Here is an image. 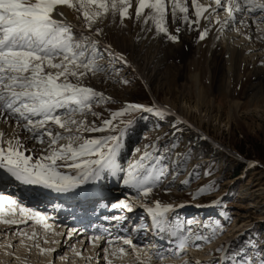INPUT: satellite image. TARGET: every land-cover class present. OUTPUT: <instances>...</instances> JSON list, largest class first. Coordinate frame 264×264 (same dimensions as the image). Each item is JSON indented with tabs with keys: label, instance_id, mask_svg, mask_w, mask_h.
Masks as SVG:
<instances>
[{
	"label": "snow or ice",
	"instance_id": "snow-or-ice-1",
	"mask_svg": "<svg viewBox=\"0 0 264 264\" xmlns=\"http://www.w3.org/2000/svg\"><path fill=\"white\" fill-rule=\"evenodd\" d=\"M61 6L73 11L78 24L67 20ZM169 17L171 24L176 25L174 33L169 31ZM109 20H118L121 26L132 20L142 24V31L154 28L156 34H163L173 43L179 40L180 25L197 31L200 41L208 36L209 25H219L218 32L234 30L248 39L252 37L247 32L255 25L259 38L264 40V0H0V123L12 128L11 133L0 129V179L7 177L23 185L67 194L96 184L105 175L123 173V185L135 191V199L142 198L139 207L151 217L152 227L171 231L183 251L188 240L185 229L176 226L173 231L166 215L173 206L158 200L153 206L147 204L150 194L162 183L161 177L168 172L162 155L154 154L156 144L145 145L143 153L127 168L116 160L122 136L133 124L136 113H154L160 119L173 114L155 104L126 102L104 117L95 108L111 103V98L86 84L102 73L106 80L114 79L111 71L99 63L103 54L98 51L97 38L104 35V29L97 25ZM201 20L205 21L202 28ZM106 49L115 61L127 64L122 54L111 51V45ZM89 116L93 119L89 120ZM176 123L183 121L177 118ZM208 190H212L211 186ZM204 191L200 188L193 199ZM132 201L130 197L111 207L131 212L135 206ZM5 202L10 209L7 213ZM16 207L20 214L28 213V218L37 223L46 219L41 213L20 206L12 197L0 195V222L26 226L27 220L3 219L4 214L14 216ZM218 230L220 226L215 225L212 236ZM188 231L191 232L190 227ZM192 235L205 242L212 238ZM35 236L33 232L29 239ZM121 239L125 245L135 247L130 239ZM45 251L54 250L41 249ZM119 251L124 253L125 249ZM152 258L149 255L148 259ZM228 259L232 264H264V256H241L239 252Z\"/></svg>",
	"mask_w": 264,
	"mask_h": 264
},
{
	"label": "rangeland",
	"instance_id": "rangeland-1",
	"mask_svg": "<svg viewBox=\"0 0 264 264\" xmlns=\"http://www.w3.org/2000/svg\"><path fill=\"white\" fill-rule=\"evenodd\" d=\"M110 57L103 54V59H100L99 62L116 65V70L113 69L111 73L115 80H117V87L108 89L110 91L109 94L103 92L111 98V103L98 106L95 108V111L101 112L104 117H108L111 111L121 109L126 102L139 103L146 106L155 104L156 101L151 96V93L160 102L166 98L164 88L162 89L157 86L152 87L151 92L148 91L140 81V78L132 73L133 71L129 70V68H124L123 65L119 66V62ZM124 70L126 72H122ZM124 80L129 83L123 84L119 82ZM88 83L90 82L86 81V84ZM261 85H264V80L253 82L251 79H245L242 85L239 86L235 99L240 100L242 103L247 102L256 94ZM243 92L245 95H242ZM173 93L175 94V92ZM208 95L215 97V104L212 105L214 108L223 106L222 114H224L226 111L225 101L229 99L226 91L223 88L220 90L216 89L213 92L208 91ZM88 119L91 120L93 118L89 116ZM169 121L170 119L168 118L158 120L150 113H136L133 124L128 128V130H131V142L129 141L125 145L122 153H124L125 149L127 150L122 155L127 156L131 150L130 152L133 153L131 160H133L143 153L145 145L156 144L157 151L154 154L162 155L163 166L168 169V172L164 177H161L162 183L154 191L157 192L167 188L169 192L175 194L176 201L171 203L175 204L173 206L175 214H172V218L169 216L172 230L174 231L176 226L185 229L184 235L188 237L187 244L194 243V245H200L199 248H191L188 244L186 247H190L188 248L189 250L191 249L192 252L195 251L196 253L204 249L209 252L216 251L217 255L224 256L225 260L223 264H232V261L228 257L233 256L237 252L241 256L245 254L248 256H264V192L262 194L254 192L256 189H264V110L240 109L239 122L232 124L229 132H226L222 126H218L212 122L204 125V129L209 137L216 139V141H221L224 146L229 148L228 152L217 149L209 142L199 140L191 130L175 128L173 124L169 125ZM137 149H140V152H137ZM121 156L118 157L117 161ZM117 178L119 182L115 180L114 186L110 183L101 184V186L106 185V188H94V190L99 189L103 193L97 191L98 195L88 199L85 197V203L95 205L99 201L97 196H103L108 201L104 200L103 207L97 213L101 211V213L107 212L105 214L111 215L119 211H127L111 207L113 204L118 203V199L126 200L125 193H122L120 196L112 192L122 182L121 177L117 176ZM186 180L188 183H183ZM100 182H97L96 185L100 186ZM210 186L212 190L209 191ZM200 188H204L205 191L193 199V194ZM43 191L44 193L53 192L44 188ZM44 193L35 192L32 195H47ZM65 196L67 195L61 197ZM75 198L77 199L78 196H75ZM68 209V207L67 209H63L64 212H67L65 216L72 219L75 223H78L80 221L79 218L81 219L87 213V210L83 211L82 209L72 213ZM7 211L9 212L8 209ZM183 211L188 213V215L183 214ZM131 212L137 218L130 222V224H127V228H124V230L128 231V233L133 232V230L138 229V227L136 228L137 223L140 229L147 234L151 235V232L155 231L152 225L148 226V224L152 223L151 217L147 215L143 208L136 207ZM180 213L183 215H180ZM4 216L7 217L8 215ZM87 221L91 223V220L83 221V224L86 225L83 226V230H85L86 234L91 235L88 237L93 241L95 240L96 233L92 230H96V227L93 223L87 225ZM188 222H191V224L189 225ZM28 223L26 225L28 227L24 224L18 226V228L16 227L17 230H15V236L13 235L12 240V235L6 234L5 224L0 222V247L3 245L4 250L1 252L0 248V264H62L55 261L53 255L50 254V257H48L49 253L41 252V249L46 250L54 241L60 243L58 244L60 246L64 235L59 237L57 233H63L65 230L59 227H51L46 219L43 223L39 224L37 222ZM45 225H47V229ZM215 225H219L220 230H218L216 235L212 236V228ZM189 227L191 232L188 231ZM33 232L36 233L35 238L29 239ZM192 233L203 237L211 236L212 238L208 242L195 240V236ZM119 234L124 233L121 232ZM158 234L166 237L164 239L167 240L171 239V237L174 238L171 231H163ZM117 237L116 244H120V248L125 249L124 253L119 251L120 248L115 247L116 244L110 246L109 240L108 244L104 242L107 245L103 249V257L96 258L97 255L93 257L92 260L95 264H99L100 262L102 264H109V262L110 264H158L159 259L157 257H161L162 252L178 249L176 247L178 240H168L170 242L166 246L164 245L161 249L156 248L157 252L155 253L161 252V254H157L159 255H156L157 257L152 256L153 258L149 260L150 254H143L144 249L142 245L135 243L134 246L136 248L134 249H137V252L142 257L140 262H135L133 258L136 256L130 253L132 249H129L127 245L119 240L122 237ZM7 239H11L12 241L6 242ZM91 239H89V242H91ZM130 240L132 241L133 239ZM69 244L67 243L66 248ZM186 247L184 250L187 249ZM71 248L77 249V251H74L75 253L80 252L82 254H85L88 249L81 241H74ZM90 249L92 250L94 247L91 246ZM217 249H220V251H217ZM73 250L70 249V251ZM192 252L187 253L192 255ZM219 256L212 258L208 264H222ZM118 258L121 259L119 260Z\"/></svg>",
	"mask_w": 264,
	"mask_h": 264
},
{
	"label": "bare ground",
	"instance_id": "bare-ground-1",
	"mask_svg": "<svg viewBox=\"0 0 264 264\" xmlns=\"http://www.w3.org/2000/svg\"><path fill=\"white\" fill-rule=\"evenodd\" d=\"M201 2H204V0H201ZM61 10L64 12L68 21L73 24H78L72 10L68 9L66 6H61ZM223 16L224 14L221 12L220 18L223 19ZM56 18L59 19L60 17L57 16ZM168 19L169 31L174 33L176 25L171 24L170 17ZM204 23L205 21L201 20V28L204 26ZM97 26L103 27L104 29V35L97 38L99 40V52L109 56L106 46L111 45V51L122 54L127 60V64L119 62V66L123 65L124 68H129V70L133 71L132 73L140 78V81L148 91L151 92L152 87L157 86L162 89L164 88L166 98L161 100L162 102L158 101L156 96L152 95V93L151 96L155 99L156 106L166 107L173 114L167 115L164 118L170 119L169 125L173 124L175 128L191 130L192 133L196 134L199 140L209 142L217 149L226 150L228 152L229 148L224 146L221 141H216V139L209 137L204 129V125L212 122L218 126H222L226 132H229L232 124L239 122L240 109L245 108L246 110L255 111L264 110V85H261L256 94L245 103L235 99L236 93L238 92L237 90L245 79H251L253 82L264 80V40L259 38L260 34L255 31V25L247 32V34L252 37L251 39L227 28L218 32L217 28L219 25H209V34L203 41L198 39L197 31H189L186 26L180 25L182 31L179 33L178 42L175 43L168 41L163 34H156L154 28L152 31H142V24L132 20H126L123 26L119 24L118 20L116 23H112L110 20L105 21L104 24ZM99 63L104 65L111 72L113 69L116 70V65H110L104 62ZM122 72L126 71L124 70ZM87 81L90 82L88 84H90L91 87L97 91L105 92L106 94L110 93L108 89L117 87V80H115V78L106 80L103 73ZM222 88L226 91L229 98L225 101L226 111L224 114H222L223 106L219 105L220 107L214 108L212 105L215 104V97L208 95V91L213 92L216 89L220 90ZM173 92H175V94ZM242 95H245V93L243 92ZM150 114L156 117V119L162 120L155 116L154 113ZM223 115L224 117H222ZM177 118L183 121V123L177 124ZM0 129L4 130L6 133H11L12 131L11 127L3 123H0ZM130 133L131 130L127 129L126 133L122 136L121 149L116 156V160L123 154L122 151L125 145H127L129 141L131 142ZM92 135L99 134L93 133ZM30 146L31 145H29V147ZM130 162L128 161L124 164V168H127ZM117 176L121 177L122 182L119 183L112 192L120 196L122 193H125L126 199L130 197L133 198L132 202L135 205L134 210L136 207L141 208L139 204L142 198L135 199V191L123 185V173H117L115 176L105 175V178L100 182V186L95 184L92 189L94 190V188L97 187L106 188V185L101 186V184L111 183L112 186H114V181H118V178L116 179ZM38 188L39 189H34L31 186L20 184L14 180H8V178L5 177L0 180V195L12 197L19 202L20 206L31 209L33 213H41L51 227H59L65 230L63 233H57L59 237L64 235L61 245L59 246L58 244L60 243L54 241L49 248H46V250L52 249L54 251H45L49 253L48 257H50V254L53 255L54 260L58 263L95 264L92 260L93 257L97 255L96 258H102L104 254L103 249L106 248L107 242L110 240V246H113L117 242V236L133 239L132 245H135V243L142 245L144 249L143 254H150L151 256L160 255L161 252L155 253L157 252L156 248H163L164 245L166 246L168 242H170L168 240H178L174 235H172L174 238L171 237V239L168 240L164 239L166 237L159 235L158 233L161 231L157 229H154L155 231L151 232V235L147 234L140 229L137 223L136 228L138 227V229L128 233L124 228H127L126 225L136 220L137 217H135L133 212L128 213L127 211H119L111 215L105 214L107 212L101 213V211L97 213L103 207L104 200L108 201L106 197L97 196L99 201L95 204L96 207H94V204L85 203V196L83 197L85 190L83 189L67 194L53 191L52 193L45 192L47 195L33 196L32 193L35 192L44 193L42 187ZM94 191L103 193L99 189H95ZM254 192L262 194L264 189H256ZM63 195L67 196L61 197ZM74 195L78 196V198L76 199ZM80 199L82 202L79 201ZM157 200L162 204L175 206V204L171 203L176 201V197L172 192H165L164 189H162L150 194L147 204L153 206V202ZM119 201L118 199V202ZM67 207L72 213L81 209L83 211L87 210V213H85V216H82L81 219L79 218V222L76 221L78 223H75L72 219L65 216L67 212H64L63 209H67ZM7 209L10 211L5 202V213L8 212H6ZM174 210L175 208L166 214L168 219L169 216H171V218L173 217L175 214ZM182 213L188 215V213L184 211ZM182 213H180V215H183ZM4 215L3 219H16L18 222L27 220V222H29L28 224L36 222L34 218H28V213L20 214L19 207H16V214L14 216L8 215L5 217ZM31 220L33 221L31 222ZM86 220H91V223H93V225L95 224L96 230L92 231L96 233V237L99 236L101 239L97 241L94 238L95 240L92 241V239L88 237L91 235H88V233L86 234L85 230H83V226L85 225L83 221L85 222ZM91 223L87 221V225ZM21 225L22 223L19 224V226ZM151 225L152 223L148 224V226ZM5 226L6 234L9 236L12 235V239L15 236L14 232L17 230L16 227L18 228V226L7 224H5ZM121 232L124 234H119ZM11 239H7L6 242L13 240ZM89 239H91V242H89ZM119 240L123 242V239ZM74 241H81L83 245L85 244V247L88 248L85 254L77 252L79 253V255H77V253L74 252L75 250L77 251L76 248H71ZM94 241L97 242L93 243ZM104 242L107 244L105 245ZM67 243L70 244L66 248ZM188 244L191 248H197L194 246V243ZM119 245L116 244L115 247L120 248ZM91 246L94 247V249L91 250ZM95 247H97L96 250ZM127 247L132 249L130 252L132 253L131 255L134 254V256H136L133 258V261L140 262L142 257L140 253L137 252V249H134L136 247L128 245ZM190 247H186L187 249L183 251L178 248L176 250L162 252L161 257H164V259H159L158 264H197V262H199V264H204V262H210L215 256H219L216 251L209 252L206 249L197 253L195 251L192 252L191 249H188ZM0 248L1 252H3V245ZM70 249L74 250L70 251ZM190 251L192 255L187 253ZM65 252L66 254H64ZM174 252L178 254H174ZM219 258L220 262L222 261L223 264L225 260L224 256H219ZM118 259L120 260L121 258ZM99 264H102V262Z\"/></svg>",
	"mask_w": 264,
	"mask_h": 264
}]
</instances>
